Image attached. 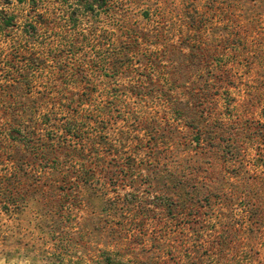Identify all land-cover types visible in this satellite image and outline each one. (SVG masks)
I'll list each match as a JSON object with an SVG mask.
<instances>
[{"label":"trees","instance_id":"16d2710c","mask_svg":"<svg viewBox=\"0 0 264 264\" xmlns=\"http://www.w3.org/2000/svg\"><path fill=\"white\" fill-rule=\"evenodd\" d=\"M78 235L264 264V0H0V257Z\"/></svg>","mask_w":264,"mask_h":264},{"label":"rangeland","instance_id":"374dc122","mask_svg":"<svg viewBox=\"0 0 264 264\" xmlns=\"http://www.w3.org/2000/svg\"><path fill=\"white\" fill-rule=\"evenodd\" d=\"M38 236L31 241L37 243ZM47 254H41L34 248L28 253L16 257L7 263L0 257V264H99L101 253L98 251V241L85 240L82 235L77 237L61 236L58 240H48ZM68 246L71 248L68 249Z\"/></svg>","mask_w":264,"mask_h":264}]
</instances>
